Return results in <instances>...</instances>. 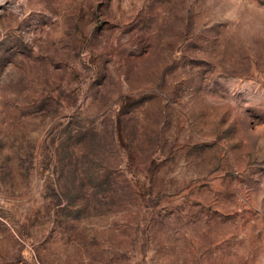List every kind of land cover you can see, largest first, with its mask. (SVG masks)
<instances>
[{
  "label": "rangeland",
  "instance_id": "obj_1",
  "mask_svg": "<svg viewBox=\"0 0 264 264\" xmlns=\"http://www.w3.org/2000/svg\"><path fill=\"white\" fill-rule=\"evenodd\" d=\"M0 264H264V0H0Z\"/></svg>",
  "mask_w": 264,
  "mask_h": 264
}]
</instances>
